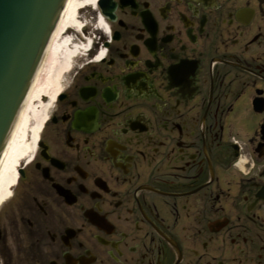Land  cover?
<instances>
[{
  "label": "flooded vegetation",
  "instance_id": "1",
  "mask_svg": "<svg viewBox=\"0 0 264 264\" xmlns=\"http://www.w3.org/2000/svg\"><path fill=\"white\" fill-rule=\"evenodd\" d=\"M76 37L0 264H264V0H101Z\"/></svg>",
  "mask_w": 264,
  "mask_h": 264
},
{
  "label": "water",
  "instance_id": "2",
  "mask_svg": "<svg viewBox=\"0 0 264 264\" xmlns=\"http://www.w3.org/2000/svg\"><path fill=\"white\" fill-rule=\"evenodd\" d=\"M63 3L64 0H0V155ZM24 105L0 156V163Z\"/></svg>",
  "mask_w": 264,
  "mask_h": 264
},
{
  "label": "bare ground",
  "instance_id": "3",
  "mask_svg": "<svg viewBox=\"0 0 264 264\" xmlns=\"http://www.w3.org/2000/svg\"><path fill=\"white\" fill-rule=\"evenodd\" d=\"M89 1L94 3L96 0ZM85 7L84 0H66L59 22L52 35L22 113L0 163V207L9 197L10 189L16 181L17 168L25 157L30 146L26 141L27 135L30 137V143L34 145L41 127L45 122V119H42V112L44 111L45 106H43L41 102L45 99L53 100V94L57 88L60 76L59 71L68 64L69 56L77 50V46L70 39L63 38V36L68 30L76 31L80 28L81 24L78 22L77 16L79 11ZM71 44H73V48L71 47ZM45 63V74L38 83V75L42 71ZM39 91H42V94H40ZM32 98H34L40 108H38L40 112L38 109L31 108L32 110L30 114L34 120H32L33 125L37 122V125L34 128L33 126L30 128V120L28 119L29 113L26 114L25 109V106L29 105Z\"/></svg>",
  "mask_w": 264,
  "mask_h": 264
},
{
  "label": "rangeland",
  "instance_id": "4",
  "mask_svg": "<svg viewBox=\"0 0 264 264\" xmlns=\"http://www.w3.org/2000/svg\"><path fill=\"white\" fill-rule=\"evenodd\" d=\"M86 3H88L89 2V0H84ZM93 8L91 7V6H86L83 10H81V11H79V13H78V16H77V20L83 25L84 23H86V26H88V20H89V16H90V14L93 12V10H92ZM70 32V34H69V36H72L70 39H72V40H74L75 38H77L76 37V32H74V30H71V31H69ZM65 36V35H64ZM63 36V37H64ZM71 40V41H72ZM73 46V44H71V47ZM73 48V47H72ZM82 50L81 49H79V48H77V50L74 52V55L72 56V58L70 59V61H69V63L66 65V66H64L63 68H61V70L59 71V79H58V85H57V88L55 89V93L53 94V99L55 98V96L59 93V91L61 90V81H62V78H63V76L65 75V74H67L68 72H69V70H70V66H71V64H72V61L74 60V58H76L78 55H80V52H81ZM44 67L42 68V71L39 73V75H38V78H37V82L39 83V80L44 76V74H45V66H46V63L43 65ZM40 92V94H42L41 92L42 91H39ZM54 102V100H42V105L43 106H45V109H44V111L42 112L43 113V115H42V119H45V118H47V115H48V111L50 110V108H51V105H52V103ZM31 106V107H30ZM31 108H34V109H38L39 107H38V104L36 103V101L34 100V98H32V100H30V102H29V105H26L25 106V109H26V114H28V116H29V120H30V128H32V126H33V128L37 125V122L36 123H34V125H33V123H32V120H33V118L31 117L32 115L30 114L31 113ZM24 109V110H25ZM40 109V108H39ZM39 109H38V111H39ZM40 112V111H39ZM41 113V114H42ZM34 121V120H33ZM39 123V122H38ZM28 138H29V140H28ZM26 141H27V144H29L30 146H29V148H28V150H27V153H26V155H25V157L23 158V160L20 162V163H22V162H24V161H26L29 157H30V155L33 153V148H34V145L33 144H31L30 142V137L27 135V138H26Z\"/></svg>",
  "mask_w": 264,
  "mask_h": 264
}]
</instances>
